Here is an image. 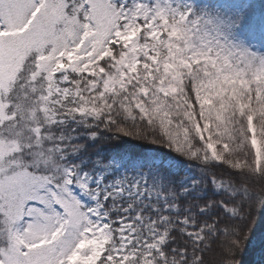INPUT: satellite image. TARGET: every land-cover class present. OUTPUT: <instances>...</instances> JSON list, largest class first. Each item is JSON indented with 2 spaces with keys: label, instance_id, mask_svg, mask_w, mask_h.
Returning <instances> with one entry per match:
<instances>
[{
  "label": "snow or ice",
  "instance_id": "obj_1",
  "mask_svg": "<svg viewBox=\"0 0 264 264\" xmlns=\"http://www.w3.org/2000/svg\"><path fill=\"white\" fill-rule=\"evenodd\" d=\"M257 210L264 0H0V264H246Z\"/></svg>",
  "mask_w": 264,
  "mask_h": 264
},
{
  "label": "trees",
  "instance_id": "obj_2",
  "mask_svg": "<svg viewBox=\"0 0 264 264\" xmlns=\"http://www.w3.org/2000/svg\"><path fill=\"white\" fill-rule=\"evenodd\" d=\"M250 241L245 256L246 264H258L261 261V254L264 252V214H261L259 210L253 216V231ZM208 258H212L211 253Z\"/></svg>",
  "mask_w": 264,
  "mask_h": 264
},
{
  "label": "rangeland",
  "instance_id": "obj_3",
  "mask_svg": "<svg viewBox=\"0 0 264 264\" xmlns=\"http://www.w3.org/2000/svg\"><path fill=\"white\" fill-rule=\"evenodd\" d=\"M258 264H260V263H258Z\"/></svg>",
  "mask_w": 264,
  "mask_h": 264
}]
</instances>
